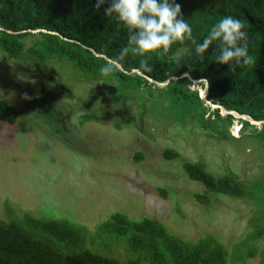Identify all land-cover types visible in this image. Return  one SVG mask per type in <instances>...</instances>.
I'll return each mask as SVG.
<instances>
[{"label": "trees", "instance_id": "1", "mask_svg": "<svg viewBox=\"0 0 264 264\" xmlns=\"http://www.w3.org/2000/svg\"><path fill=\"white\" fill-rule=\"evenodd\" d=\"M210 1L176 0L192 28V40L172 45L166 55L152 54L148 59L150 71H145L140 68V57L123 51L128 46L126 29L113 16L104 14L110 0L99 10L95 8L96 0H0V28L4 29L0 31V55L45 78L50 76L49 63H60L70 70L71 79L102 87V93L80 100L88 111L81 116L82 123H101L111 115L115 117L110 120L115 128L139 129L142 116L149 111L182 128L190 124V130H208L219 140H234L228 129L235 118L213 110L197 90L191 89L190 79L180 77L188 74L193 80H206L208 101L264 121V0H215L216 6L207 9ZM225 16L245 22L252 64L234 70L218 64L214 61L218 54L216 42L206 50L203 60L194 53L195 43L202 42L211 27ZM37 29L56 34L27 32ZM91 50L116 62L122 70ZM104 68L109 70L105 72ZM133 70L158 83L170 77L178 79L161 87ZM64 80L63 75L56 81L59 87H66L61 84ZM199 85L204 90L205 84ZM133 106L136 112L132 111ZM17 118L18 111L0 100V122L14 125ZM238 122L246 130L243 139L253 140L264 155V124L258 127L242 119ZM161 157L173 161L180 158V153L167 148ZM133 159L139 162L143 155L136 153ZM181 165L187 179L207 192L193 195L201 205L209 204V196L253 200L258 218L252 223L249 238L264 235V173L246 185L232 172L214 176L202 161ZM159 192L166 197L164 191ZM118 247L126 259L120 261L101 254ZM227 263V251L213 238L186 242L154 219L131 220L119 212L111 214L92 232L66 219L37 218L27 212L0 221V264ZM258 264H264V250Z\"/></svg>", "mask_w": 264, "mask_h": 264}, {"label": "rangeland", "instance_id": "2", "mask_svg": "<svg viewBox=\"0 0 264 264\" xmlns=\"http://www.w3.org/2000/svg\"><path fill=\"white\" fill-rule=\"evenodd\" d=\"M212 6L215 0L206 8ZM48 67L50 76L39 77L0 55V100L18 111L14 125L0 122V221L27 212L66 219L92 232L119 212L131 220L154 219L186 242L213 238L227 251V264L259 263L264 235L249 238L258 218L255 202L209 196V204L201 205L193 195L207 192L187 179L181 165L202 161L214 176L232 172L246 185L258 179L264 173V155L253 140L243 139L246 130L238 118L228 129L234 140L225 141L149 111L139 129H117L111 115L101 123H82L88 111L80 100L104 89L71 79L60 63ZM63 75L65 88L56 82ZM191 89L201 98L199 82H192ZM167 148L177 150L180 158L164 161ZM136 153L143 155L139 162L133 159ZM101 254L120 261L127 257L121 247Z\"/></svg>", "mask_w": 264, "mask_h": 264}, {"label": "clouds", "instance_id": "3", "mask_svg": "<svg viewBox=\"0 0 264 264\" xmlns=\"http://www.w3.org/2000/svg\"><path fill=\"white\" fill-rule=\"evenodd\" d=\"M109 0H96L95 8ZM105 16H113L128 33L124 52L140 57V68L150 71L148 59L152 54L166 55L172 45L192 40V28L183 18L176 0H110ZM248 33L241 19L225 16L217 21L194 53L203 60L204 53L216 42L218 54L214 61L233 70L254 61L247 47ZM109 69L104 68L107 72Z\"/></svg>", "mask_w": 264, "mask_h": 264}, {"label": "water", "instance_id": "4", "mask_svg": "<svg viewBox=\"0 0 264 264\" xmlns=\"http://www.w3.org/2000/svg\"><path fill=\"white\" fill-rule=\"evenodd\" d=\"M3 30L4 29L0 28V31H3ZM27 32L33 33V34H37V33L56 34V33H52V32L46 31V30H40V29L33 30V31L29 30ZM8 33H12V32L8 31ZM22 33H24V31ZM91 52L97 57H103L106 60H108L109 62H112L114 65H116V67L119 70H122V67L119 64H117L116 62H113V61L109 60L107 57H105L103 55L96 54L93 50H91ZM132 72H137L139 75H141L144 78H146L150 83L156 84V85L161 86V87L165 86L170 80H177L178 79V77H170L164 83H158L156 81H153V80L145 77L144 75H142L140 72H138L136 70H133ZM183 77H188L191 82H203L205 84V88H204V90L202 92L201 99L204 100L206 102V104L208 106H210L213 110H216V109L220 110V113H221L222 116L232 115L233 117H236L238 119H242V120H245V121L249 122L253 126H261L262 124H264V121H255V120L251 119L249 116L240 115V114H238L235 111H228L224 107H222L220 105H217V104H213L212 102L208 101L206 99V97L208 95V84H207L206 80H204V79H202V80H193V79H191L189 77L188 74H182L180 78H183Z\"/></svg>", "mask_w": 264, "mask_h": 264}]
</instances>
